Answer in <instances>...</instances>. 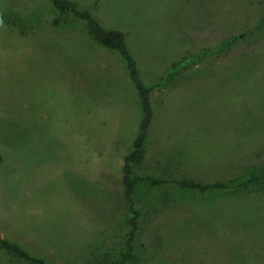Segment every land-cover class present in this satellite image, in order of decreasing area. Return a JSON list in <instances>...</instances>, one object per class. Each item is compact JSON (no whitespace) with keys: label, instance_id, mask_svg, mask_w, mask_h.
Here are the masks:
<instances>
[{"label":"rangeland","instance_id":"374dc122","mask_svg":"<svg viewBox=\"0 0 264 264\" xmlns=\"http://www.w3.org/2000/svg\"><path fill=\"white\" fill-rule=\"evenodd\" d=\"M71 1L124 34L146 86L183 65L152 91L134 172L227 184L140 185L129 264H264V0ZM57 17L42 0H0V237L50 264L114 261L141 110L120 57ZM0 264L23 263L0 252Z\"/></svg>","mask_w":264,"mask_h":264},{"label":"trees","instance_id":"16d2710c","mask_svg":"<svg viewBox=\"0 0 264 264\" xmlns=\"http://www.w3.org/2000/svg\"><path fill=\"white\" fill-rule=\"evenodd\" d=\"M50 4L58 17L51 22L52 27H57L64 17H72L80 20L84 26L87 34L92 40L102 48L117 54L123 61L128 79L136 93L139 102L141 117L138 123L137 131L131 144L129 152L123 157L121 167V185L123 188V198L126 203L130 218L128 220L129 229L125 235L122 245V250L119 256L113 261L107 258L99 259L92 264H129L130 262L138 261L135 254L134 240L138 229L139 212L135 207V194L137 188L146 184L150 187H161L168 184H175L178 188L187 191H196L205 193L213 190H224L227 184L216 183L214 185H203L194 181H168L156 179L148 175H137L134 172V167L139 165L145 157L146 145L148 139L149 128L153 120V109L151 104L152 91L159 86L166 85L173 77H175L183 65L174 63L171 69L165 74L163 80L153 86H146L140 76L137 63L130 53L125 36L122 32L111 30L103 27L93 17L88 9L81 8L76 2L71 0H42ZM11 24L16 27V19L10 20ZM262 21L259 25H262ZM229 42L223 43L219 46L216 53H221ZM188 59H193L192 56L183 60L185 63ZM250 176L246 182H251ZM0 252L12 256L14 260L23 264H50L44 259H41L30 252L24 250L19 245L12 243L0 237Z\"/></svg>","mask_w":264,"mask_h":264},{"label":"water","instance_id":"95a60500","mask_svg":"<svg viewBox=\"0 0 264 264\" xmlns=\"http://www.w3.org/2000/svg\"><path fill=\"white\" fill-rule=\"evenodd\" d=\"M0 160H1V157H0Z\"/></svg>","mask_w":264,"mask_h":264},{"label":"crops","instance_id":"0c3cea01","mask_svg":"<svg viewBox=\"0 0 264 264\" xmlns=\"http://www.w3.org/2000/svg\"><path fill=\"white\" fill-rule=\"evenodd\" d=\"M145 158V157H144Z\"/></svg>","mask_w":264,"mask_h":264}]
</instances>
